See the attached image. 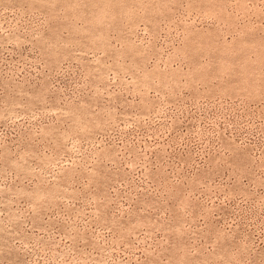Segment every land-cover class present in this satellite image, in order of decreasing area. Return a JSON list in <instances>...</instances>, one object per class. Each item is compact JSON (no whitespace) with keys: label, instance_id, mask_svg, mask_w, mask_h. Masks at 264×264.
I'll return each mask as SVG.
<instances>
[{"label":"rangeland","instance_id":"obj_1","mask_svg":"<svg viewBox=\"0 0 264 264\" xmlns=\"http://www.w3.org/2000/svg\"><path fill=\"white\" fill-rule=\"evenodd\" d=\"M0 264H264V0H0Z\"/></svg>","mask_w":264,"mask_h":264}]
</instances>
